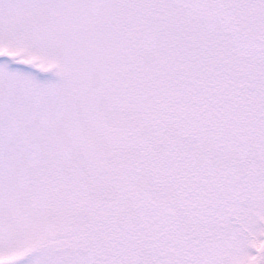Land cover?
<instances>
[{
	"label": "snow or ice",
	"instance_id": "6c2138e0",
	"mask_svg": "<svg viewBox=\"0 0 264 264\" xmlns=\"http://www.w3.org/2000/svg\"><path fill=\"white\" fill-rule=\"evenodd\" d=\"M0 264H264V0H0Z\"/></svg>",
	"mask_w": 264,
	"mask_h": 264
}]
</instances>
